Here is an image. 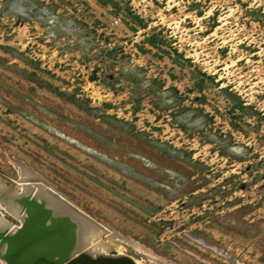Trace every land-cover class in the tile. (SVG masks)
I'll return each mask as SVG.
<instances>
[{
  "label": "rangeland",
  "instance_id": "rangeland-1",
  "mask_svg": "<svg viewBox=\"0 0 264 264\" xmlns=\"http://www.w3.org/2000/svg\"><path fill=\"white\" fill-rule=\"evenodd\" d=\"M18 162L137 264H264V0H0Z\"/></svg>",
  "mask_w": 264,
  "mask_h": 264
},
{
  "label": "bare ground",
  "instance_id": "bare-ground-1",
  "mask_svg": "<svg viewBox=\"0 0 264 264\" xmlns=\"http://www.w3.org/2000/svg\"><path fill=\"white\" fill-rule=\"evenodd\" d=\"M14 164L18 178L0 176V245H3L0 248L3 251L4 245L7 246L4 258L7 257L8 264H63L77 260L123 257L122 247L113 245V241L118 238L115 233L106 230L96 233L94 228L98 224L95 225L88 216L82 217L77 211L58 201L49 186L40 179V175L23 162ZM31 185L39 186L33 191ZM29 193L36 200H43L46 206L57 210L56 213L52 212L55 216L51 223L46 224L51 210L37 205L27 209L31 215L23 223L25 215L24 212L19 213L22 210L19 201ZM4 214L18 218L22 224L10 225ZM84 226H90V229L87 230ZM11 230L18 232L10 235ZM105 237L108 239L104 240ZM110 251L118 253L106 254ZM0 264H3L1 260Z\"/></svg>",
  "mask_w": 264,
  "mask_h": 264
},
{
  "label": "flooded vegetation",
  "instance_id": "flooded-vegetation-1",
  "mask_svg": "<svg viewBox=\"0 0 264 264\" xmlns=\"http://www.w3.org/2000/svg\"><path fill=\"white\" fill-rule=\"evenodd\" d=\"M16 169V168H15ZM9 176V177H13V178H18V173H17V171H16V176H12V175H7V174H4V175H2L1 174V172H0V176L1 177H4V176ZM32 186V185H31ZM39 185H33L32 186V190L33 191H35L34 189L36 188V187H38ZM44 186V185H43ZM48 188H50V187H48ZM51 190H52V192L54 193V196L57 198V200L58 201H61V202H63L65 205H67L69 208H72V206H71V204H70V202L67 200H65L62 196H60V195H58L56 192H55V190L54 189H52V188H50ZM19 205L20 206H22L21 208H22V210L21 211H19V213H22V212H24V215H25V217H24V221H23V223L28 219V217L31 215V212L30 213H28L27 212V209L28 208H30L31 206H33V205H37V206H42V207H44V208H49L50 210H51V214H49V215H47L48 216V219H47V221H46V224L48 223V222H50L51 223V219H53V217L55 216L54 215V213L52 214V212H57V210H55V209H53V208H51V207H48V206H46L45 205V203H44V201L43 200H40V201H38V200H36L34 197H32V195L29 193V194H27L26 196H24L20 201H19ZM30 211H31V209H29ZM48 211V210H47ZM76 211V210H75ZM55 212V213H56ZM24 215H22V217L24 216ZM71 215V214H70ZM79 215V214H78ZM16 218V217H15ZM16 221H18L19 222V224H22L21 222H20V220L18 219V218H16ZM14 224H16V223H11L10 222V225H14ZM20 227H23V225L22 226H20ZM51 227V226H50ZM19 229V228H18ZM8 230V232H9V229H7ZM7 232V233H8ZM17 232H18V230H16L15 232H12V230L10 231V235L12 234H17ZM87 236H88V231H87ZM105 239V238H104ZM3 245H0V247H2ZM5 249H7V246L6 245H4V249H3V251H1V248H0V253H1V262L3 263V264H8L7 263V257H5L4 258V255H5V253H4V251H5ZM86 250V249H85ZM113 250V249H112ZM94 252V251H93ZM96 253H102V252H96ZM102 254H105V253H102ZM7 256V255H6Z\"/></svg>",
  "mask_w": 264,
  "mask_h": 264
},
{
  "label": "water",
  "instance_id": "water-1",
  "mask_svg": "<svg viewBox=\"0 0 264 264\" xmlns=\"http://www.w3.org/2000/svg\"><path fill=\"white\" fill-rule=\"evenodd\" d=\"M17 253L18 251L16 252V254ZM63 264H137V263H135L130 257L124 256V257H119L115 259L111 257V258H104V259H97V260H77V261L66 262Z\"/></svg>",
  "mask_w": 264,
  "mask_h": 264
},
{
  "label": "trees",
  "instance_id": "trees-1",
  "mask_svg": "<svg viewBox=\"0 0 264 264\" xmlns=\"http://www.w3.org/2000/svg\"><path fill=\"white\" fill-rule=\"evenodd\" d=\"M135 16H136L137 20L140 22V17H138V15H135Z\"/></svg>",
  "mask_w": 264,
  "mask_h": 264
}]
</instances>
